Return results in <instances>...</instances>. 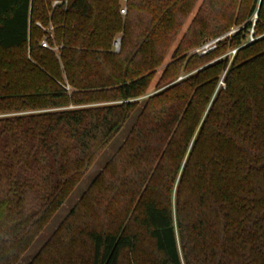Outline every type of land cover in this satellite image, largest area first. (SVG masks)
Listing matches in <instances>:
<instances>
[{
    "label": "trees",
    "instance_id": "obj_1",
    "mask_svg": "<svg viewBox=\"0 0 264 264\" xmlns=\"http://www.w3.org/2000/svg\"><path fill=\"white\" fill-rule=\"evenodd\" d=\"M54 1L0 0V264L137 109L29 264H264V0Z\"/></svg>",
    "mask_w": 264,
    "mask_h": 264
},
{
    "label": "rangeland",
    "instance_id": "obj_2",
    "mask_svg": "<svg viewBox=\"0 0 264 264\" xmlns=\"http://www.w3.org/2000/svg\"><path fill=\"white\" fill-rule=\"evenodd\" d=\"M201 0H198L197 5L200 3ZM196 5V7H197ZM196 7L193 11V13L196 11ZM192 13V14H193ZM123 14V13H121ZM125 15V14H124ZM192 16V15H191ZM191 16L189 17V20H191ZM257 14H254L252 17V23L254 24V21H256ZM189 20L185 23L184 29L186 28L187 24L189 23ZM239 28V25H234L229 31H227L225 34H223L221 39H224L227 36L232 35L237 29ZM219 38V37H217ZM220 39V40H221ZM43 40H46V38H43ZM42 40V41H43ZM250 40V35H248L247 41ZM219 41V40H218ZM216 38H209L205 40V42L200 45L197 48L192 49L189 54H206L202 53L201 51H198L199 48H201L205 44H209L210 47L217 46L218 43ZM55 50H58L57 47H54ZM217 47H214L209 52H213ZM234 49H228L225 53L221 55L230 56L232 59L235 53H233ZM220 56V55H219ZM217 57V55L215 56ZM170 60V58L167 59L165 63H167ZM165 63L162 67H160L157 71L156 77L152 83L151 88L149 89V94L153 93L155 91V82L163 70ZM183 76V75H182ZM224 73L221 76V80L219 82V86L224 87L225 82L223 81ZM138 109L131 115V117L128 119V121L124 124L122 129L119 131V133L115 136V138L112 140L110 145L102 152V154L98 157V159L94 162V164L91 166L89 171L86 173V175L83 177L81 182L76 186V188L72 191V193L67 197L64 204L59 208V210L54 214V216L49 220V222L45 225V227L42 229V231L38 234V236L33 240L32 244L27 248V250L24 252V254L19 258V260L15 264H29L34 257L41 251L45 243L50 239V237L59 229L64 219L67 217V215L71 212V210L77 205V203L80 201L81 197L83 196L84 192L88 189L89 185L92 183L93 179L97 176L99 171L102 170L105 163L111 158V156L115 153L117 148L122 144L123 140L125 139L127 133L129 132L134 119L138 113Z\"/></svg>",
    "mask_w": 264,
    "mask_h": 264
},
{
    "label": "built area",
    "instance_id": "obj_3",
    "mask_svg": "<svg viewBox=\"0 0 264 264\" xmlns=\"http://www.w3.org/2000/svg\"><path fill=\"white\" fill-rule=\"evenodd\" d=\"M123 2L125 3V2H127V0H123ZM121 13H123V14H126V13H127V7H126V5H124V6L121 8ZM254 25H255V21H254V24L252 25V28H251L250 31H249V35H250V40H249V41H253V40H255V38H256V36H255ZM216 39H217V41H218V40L221 39V37L216 38ZM42 45H43V46H46V47H50V45H49V43H48L47 40H43V41H42ZM114 45H115V47H116L117 49H119V47H120V40H119V39L115 40ZM214 47H216V45L213 46V47H210V45L207 43V44L203 45L201 48H199L198 51H201L202 53H207V52H209L211 49H213ZM236 51H237V48L233 50V53H236Z\"/></svg>",
    "mask_w": 264,
    "mask_h": 264
},
{
    "label": "crops",
    "instance_id": "obj_4",
    "mask_svg": "<svg viewBox=\"0 0 264 264\" xmlns=\"http://www.w3.org/2000/svg\"><path fill=\"white\" fill-rule=\"evenodd\" d=\"M122 2H123V0H122ZM56 3H58V0H55L54 3H53V5H55ZM123 5H125L124 2H123ZM38 24H39L40 26H42L41 23H38ZM51 29H52V26H50V28H48L49 31H52ZM117 39L120 40V37H118ZM117 39H116V40H117ZM114 46H115V45H114ZM55 47H57V46H55ZM119 48H120V47H119ZM54 49H55V48H54ZM57 49H58V47H57ZM115 49L118 50L116 47H115Z\"/></svg>",
    "mask_w": 264,
    "mask_h": 264
}]
</instances>
